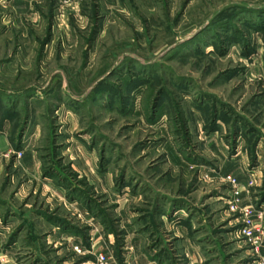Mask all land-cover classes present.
I'll use <instances>...</instances> for the list:
<instances>
[{"label": "rangeland", "instance_id": "1", "mask_svg": "<svg viewBox=\"0 0 264 264\" xmlns=\"http://www.w3.org/2000/svg\"><path fill=\"white\" fill-rule=\"evenodd\" d=\"M82 7L0 0V264H94V233L118 264L159 258L161 209L239 215L226 174L262 209L264 0Z\"/></svg>", "mask_w": 264, "mask_h": 264}, {"label": "crops", "instance_id": "2", "mask_svg": "<svg viewBox=\"0 0 264 264\" xmlns=\"http://www.w3.org/2000/svg\"><path fill=\"white\" fill-rule=\"evenodd\" d=\"M81 1L83 5L82 8L85 10L88 9L92 14V17L95 19H100L105 16L104 14L107 12L108 7L121 6L122 9L120 10L123 11L125 15L127 13L126 7L130 10L132 7V0ZM255 199L256 197H253V192L249 191L241 193V203L243 205L255 203ZM261 204H263L262 209L264 212V196H262ZM171 209V212L168 211V208L167 210L163 208L161 211H159V258L148 261L146 260V262L143 261L144 263L142 262V264H152L151 262H155L157 260H159V264H249L248 260L247 263L242 262L244 259L248 258L250 251L244 239H240L241 237L238 235L237 230L241 223V218L239 215H237L234 219L232 217L234 214L231 215L228 211L220 209L217 211L216 215L212 217L211 215L213 213L208 211V207H204L200 210L201 214L199 213L196 215L194 212L193 215L188 217L186 222L185 218L182 216L181 217L183 220L179 219V215L174 218V214H179L185 209L183 206L180 205V209H177L173 205V208ZM65 221V224H70L67 220ZM262 224L264 226V215ZM61 225L62 224H56L55 227H52V229L56 228V230H58L60 239L68 242L69 240L79 242V237L77 235L78 233L72 227L69 225ZM227 225L229 226V229H227ZM217 226L219 228H225L223 229V232L228 235L227 242H230L231 244L233 243V249L239 252L238 254L236 253L235 257H228L225 248L221 247L219 241L221 235H217L219 236V239L216 237V235L212 236L211 230ZM94 236L95 238L91 243L90 249H87L86 252L95 255L99 252H97V250L102 241L100 240L101 235L99 233H94ZM117 237L118 236H116L114 233L112 235L108 234V243L110 244L116 242ZM112 239H114V241H112ZM134 239L136 240L138 238L134 237ZM212 242H214L216 254L219 256L217 259L215 258L214 252L211 251ZM95 246L98 248H95ZM106 248H108V246H106ZM128 253H130V251L127 253L122 252L120 257L123 258L125 255L128 257ZM137 253L139 254V251L134 254L138 256ZM134 262L135 264H138L136 259Z\"/></svg>", "mask_w": 264, "mask_h": 264}, {"label": "built area", "instance_id": "3", "mask_svg": "<svg viewBox=\"0 0 264 264\" xmlns=\"http://www.w3.org/2000/svg\"><path fill=\"white\" fill-rule=\"evenodd\" d=\"M75 0H59L63 5H68ZM226 183L229 185L228 210L237 212L240 215L241 223L239 227V235L244 239L253 258V264H264V226L262 224L263 209L255 204L241 203V193L252 185V180H249L246 185H242L239 180L231 175L224 176ZM73 249L79 253L80 249L77 245ZM94 264H118L111 256L106 253L98 252L94 256Z\"/></svg>", "mask_w": 264, "mask_h": 264}, {"label": "trees", "instance_id": "4", "mask_svg": "<svg viewBox=\"0 0 264 264\" xmlns=\"http://www.w3.org/2000/svg\"><path fill=\"white\" fill-rule=\"evenodd\" d=\"M222 116H223V118H226V119H227V117H226V116H224V114H223ZM217 120H219V119H217ZM234 132H235V130H234Z\"/></svg>", "mask_w": 264, "mask_h": 264}]
</instances>
